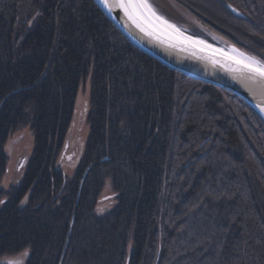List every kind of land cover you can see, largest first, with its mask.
I'll use <instances>...</instances> for the list:
<instances>
[{
	"label": "trees",
	"instance_id": "1",
	"mask_svg": "<svg viewBox=\"0 0 264 264\" xmlns=\"http://www.w3.org/2000/svg\"><path fill=\"white\" fill-rule=\"evenodd\" d=\"M169 1L206 30L194 36L264 62V0ZM88 80L89 137L68 177L54 161ZM24 128L32 155L3 189L5 145ZM107 182L115 205L99 214ZM18 255L264 264V119L133 47L92 0H0V264Z\"/></svg>",
	"mask_w": 264,
	"mask_h": 264
},
{
	"label": "rangeland",
	"instance_id": "2",
	"mask_svg": "<svg viewBox=\"0 0 264 264\" xmlns=\"http://www.w3.org/2000/svg\"><path fill=\"white\" fill-rule=\"evenodd\" d=\"M153 8L165 19L181 28L190 35L196 33H206L193 24L196 20L183 12L169 0H148ZM209 33V32H208ZM207 33V34H208ZM209 33V39L215 40V36ZM211 40V41H212ZM89 80L81 85L78 89L74 115L68 129L64 147L56 156L54 166L57 170L63 172L66 176L72 177L77 169L78 164L83 158L85 146L89 137ZM34 147V137L29 128L16 131L12 134L4 148L8 158L7 171L1 182V188L7 189L10 186H18L26 172L27 162L32 155ZM115 205V194L112 192L110 183L107 182L100 200L98 202L97 212L103 214ZM20 261L23 263V257L18 255L11 259H4V263L8 261Z\"/></svg>",
	"mask_w": 264,
	"mask_h": 264
},
{
	"label": "water",
	"instance_id": "3",
	"mask_svg": "<svg viewBox=\"0 0 264 264\" xmlns=\"http://www.w3.org/2000/svg\"><path fill=\"white\" fill-rule=\"evenodd\" d=\"M92 1L108 19V21L133 47L156 59L162 65L172 70L233 93L245 101L264 119V110H262L264 109V94H261L257 88L241 79L238 75L227 71L224 67H221L220 62H225V58L221 56L219 52L212 54L208 50L199 51L197 48L191 46H189L188 50L185 51H182L177 47H169L167 42L162 43L160 40L154 39L151 36H146L144 33L140 32L131 24L130 21H128L119 8H115L111 13H108L103 6L98 3V0ZM232 12L238 14V12L233 9ZM193 24L196 28L206 32L203 26L197 21H193ZM184 35L190 36L194 40L204 41V43L211 49H238L236 46L225 43V41L217 37H215V40L211 39L213 42H209L203 38L187 34L186 32H184ZM238 50L239 52L250 56L242 50ZM213 58L218 62L213 63Z\"/></svg>",
	"mask_w": 264,
	"mask_h": 264
},
{
	"label": "snow or ice",
	"instance_id": "4",
	"mask_svg": "<svg viewBox=\"0 0 264 264\" xmlns=\"http://www.w3.org/2000/svg\"><path fill=\"white\" fill-rule=\"evenodd\" d=\"M98 3L108 13H111L115 8H119L128 21L140 32L158 39L162 43L167 42L169 47H177L185 51L191 46L199 51L208 50L212 54L219 52L225 58V62H220L221 67L238 75L257 88L261 94H264V62L256 57L245 55L236 48L227 50L211 49L204 41L185 36L183 30L159 15L153 6L148 3V0H98ZM212 62L217 63L218 61L213 58ZM7 264H20V261H8Z\"/></svg>",
	"mask_w": 264,
	"mask_h": 264
}]
</instances>
